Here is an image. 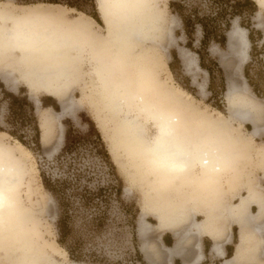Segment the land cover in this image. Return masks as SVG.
<instances>
[{
    "label": "bare ground",
    "instance_id": "6f19581e",
    "mask_svg": "<svg viewBox=\"0 0 264 264\" xmlns=\"http://www.w3.org/2000/svg\"><path fill=\"white\" fill-rule=\"evenodd\" d=\"M256 1L264 9V0ZM158 2L97 0V12L107 29L104 39L87 20L66 24L57 4L25 5L18 13L4 4L0 6V20L9 19L12 24L0 30V53L9 43L19 49L26 66L22 78L29 85L43 84L41 87L56 97L64 89L60 85L62 79L69 81L86 48L74 43L68 29L90 38L86 45H92L93 38L105 43L101 47L103 56H94L90 46L87 50L95 62L93 70L103 99L112 112L118 113L114 131L124 135L130 162L139 171L153 175L155 196H162L163 189H174L179 196H186L175 202L168 199L166 207L161 206L162 199L153 200L158 227L172 231L175 241L171 247L163 245V249L152 250L148 244L151 228L142 227L141 252L145 253L147 262L173 264V259H179L181 264H200L204 260L201 239L207 236L212 240L210 251L222 259L221 264H264V187L254 181L251 170L239 169L243 164L239 151H246V158L253 155L255 164L264 166V146H256L253 140L264 133V100L248 94L244 87L232 81L228 90L230 116L252 126L250 135H232L228 123L201 114L175 91L162 86L164 95L149 94L148 85L152 92L153 87L160 85L149 67L148 70L143 66L141 70L152 75H147L138 87L130 78L123 82L118 73L131 56L143 65L148 58L157 67L155 45L165 49L169 39ZM144 41L151 44L150 52L136 55ZM52 47L64 48L55 52L60 56L65 55L66 49L73 50L72 71L58 63L51 66ZM228 48L236 57L231 64L235 70L240 69L249 59V42L246 30L236 21L228 33ZM187 61V66H191L192 62ZM34 103L38 106L36 100ZM148 121L154 125L153 135H148ZM27 159L21 148L5 146L0 141V245L5 247V255L13 264H57L37 233L42 206L39 201L34 208L31 202ZM244 186L246 194L230 204V196ZM202 214L204 220H197ZM231 224L238 228L239 241L232 256L227 257L224 246L231 240Z\"/></svg>",
    "mask_w": 264,
    "mask_h": 264
},
{
    "label": "rangeland",
    "instance_id": "374dc122",
    "mask_svg": "<svg viewBox=\"0 0 264 264\" xmlns=\"http://www.w3.org/2000/svg\"><path fill=\"white\" fill-rule=\"evenodd\" d=\"M38 1L40 0H0V6L5 4L18 13L26 8L25 5L47 4L37 3ZM175 1L181 4L179 11L191 20L193 27V32L191 31L190 35L191 40L183 28L180 16L175 12L176 7L172 9L169 6L170 0H159L158 8L163 15L164 25L169 31L166 48L163 49L160 45H155L159 65L153 66L148 58L143 65L135 57L131 56L129 60L126 57L128 64L125 65L126 67L118 69L120 77H123V82H128L130 78L132 84L141 86L144 78L147 75H152L149 71H142L141 69L143 66L148 70L150 68L155 72L161 87L160 85L157 88L153 87L155 91L152 92L151 85H148L150 87L149 94L164 95L162 90V86H164L167 90L179 93L182 99L189 102L201 114L228 123L232 135H250L252 131L250 124L240 123L230 116L228 90L234 81L240 87H244L248 94L264 100V43H262L264 42V27H262L264 26V9L257 5L256 0H249L250 2L245 0ZM41 6L54 9L48 5ZM56 8L64 13L66 24L77 20H87L95 33L104 39L107 29L100 16L96 20L87 13H80V11L64 4H57ZM84 9L87 12H92L88 5H84ZM234 21L246 30V37L249 42V59L240 69L236 70L231 64L236 57L228 48V33L231 31ZM200 22L205 25L209 35L218 34V42L212 37L205 43L200 42L202 39ZM11 24L9 19L0 20V30ZM68 30L74 39V43L77 46L83 44L86 48L80 55L76 69L73 71L70 68V65L73 64L70 58L73 53L72 49H66L63 56L57 55L55 52L64 48L52 47L50 49L54 54L50 58L51 66L58 63L73 72L68 77L69 81L65 78L62 79L63 82L60 85L64 89L56 97L48 94L44 87H41L43 84L32 82L29 85L22 78L21 75L26 72L24 70L26 66L21 61L22 52L19 49L9 43L0 53V82L2 83L0 86V141L5 146L21 148L28 158L30 188H32L30 191L32 192L31 202H33L34 208L38 206L39 201L42 206L37 233L42 244L50 251L57 264H71L72 262L80 264H149L145 258V253L141 252L140 231L142 227L146 225L145 227L149 228L150 226L151 228L149 229L151 233L148 244L152 250L158 247L163 249V245L171 247L175 241L172 231L158 227V219L154 216L156 207L153 200L162 199L160 204L162 207H166L168 199L170 202H175L183 197L186 199V196L181 194L179 196L174 189H163L162 196H155L153 175L139 171L130 162L131 158L128 156L124 135L114 131L116 130L115 124L118 113L112 112L103 99L98 79L93 70L95 62L87 50L90 46L93 48L94 56H103L104 51L101 47L105 43L93 38L92 45L90 43L86 45L87 39L90 38L73 29ZM222 33L225 37L224 42L220 41ZM150 46L148 41H144L137 48L136 55L150 52ZM183 53L185 58H183ZM120 59L122 60L121 57ZM115 60H117L116 57ZM187 60L192 62L191 66H187ZM27 76L29 77V75ZM13 78H16L17 81L13 82ZM46 82L51 85L47 80ZM7 92L27 97L26 99L31 103L33 114L40 129L38 148H35L29 141L34 132L30 120L27 119L26 109L22 113L18 112L13 120L16 134L25 137L24 144L10 135V131H13V124L8 122L10 120L7 118L10 100ZM35 100L38 106H35ZM64 106H67L66 109L64 108L66 111L63 109ZM150 123L151 121H148L146 124L147 132L148 135H153L155 128ZM96 132L101 136L116 174L122 182V197L120 203L113 200L110 202L106 218L102 225L97 228L93 224L86 229L83 226V220L80 217L76 219L74 222L75 238L79 241L80 250L82 248L88 254L83 260L77 261L70 257L68 252L57 243L55 226L58 214L57 205L44 188L42 175L48 173L49 176H58L62 173L65 165H74L73 167L76 169L98 170L99 164L84 137L95 135ZM68 137H70L72 144L66 149ZM254 143L256 146H264V136L262 139H256ZM239 152L243 156V164L239 169L242 172L245 169L251 170L254 181L262 185L264 166L258 165V162L255 164L256 158L253 155L251 158L250 156L246 158V151L245 153L244 151ZM59 161H62L60 166L58 165ZM68 169L69 172H72L71 168ZM242 194H246L245 186L239 187L237 193L232 197L230 196L229 203L237 202ZM22 198H25L24 187ZM255 210L253 208V211ZM204 218V214L197 216V220H204ZM229 230L231 240L224 246L227 257L232 256L239 241L237 226L231 224ZM211 244L212 240L209 237H202L201 245L204 260L200 264L205 262L207 264H221L222 259L210 251ZM6 252L5 247L0 245V264H13L7 258ZM228 252L230 255H227ZM89 253L95 257L90 256ZM175 261L181 264L179 259H173V264Z\"/></svg>",
    "mask_w": 264,
    "mask_h": 264
},
{
    "label": "trees",
    "instance_id": "16d2710c",
    "mask_svg": "<svg viewBox=\"0 0 264 264\" xmlns=\"http://www.w3.org/2000/svg\"><path fill=\"white\" fill-rule=\"evenodd\" d=\"M95 1L96 0H40L37 3L64 4L77 11L87 13V15L97 20L99 15L96 10ZM245 1L250 2L249 0ZM84 5L90 6L92 12H87V10L84 9ZM169 6L172 9L176 7L175 12L180 16L183 28L189 40H191L192 23L187 16L179 11L181 4L175 0H170ZM199 24L202 30L201 43H205L211 37L218 42V34L209 35L205 25L201 22ZM220 36V41L224 42V33ZM199 58L201 60L200 55ZM0 86H2L1 82ZM7 93L10 96L7 118L10 120L8 122L13 124V131H10V135L24 144L25 137L16 134V129L13 127V120L16 118L18 112L22 113L26 109L27 119L30 120L34 132L29 141L35 148H38L40 145V129L37 119L33 114L31 103L26 99L27 97L13 95L10 92ZM84 137L91 147V152L95 156V160L99 164L100 168L98 170H89L90 168L85 170L81 168L76 169V167H73L74 165H65L62 169V173L58 176H49L48 173L42 175L43 186L57 205L58 214L55 221L57 243L68 252L70 257L73 259L75 258L77 261L83 260L88 254L85 253L86 251L82 248L80 250L79 241L75 238L74 222L76 219L80 217L86 229L93 224H95L97 228L101 226L105 220L110 202L113 200L120 203L122 197V182L116 174L115 167L112 164L101 136L96 132L95 135H86ZM70 144L72 143H70V137H68L65 148L67 149ZM58 163L60 166L62 161ZM68 168H71L72 172H69ZM89 254L90 256L93 255L92 253ZM227 255H230L229 252ZM174 264H178V262L175 261ZM202 264L207 263L205 262Z\"/></svg>",
    "mask_w": 264,
    "mask_h": 264
},
{
    "label": "crops",
    "instance_id": "0c3cea01",
    "mask_svg": "<svg viewBox=\"0 0 264 264\" xmlns=\"http://www.w3.org/2000/svg\"><path fill=\"white\" fill-rule=\"evenodd\" d=\"M263 136L264 135H259V136H257V137H253V140L255 141L256 139H262L263 138ZM263 180H264V178H263ZM262 185H263V187H264V181L262 182ZM232 249H233V246H232ZM231 252H232V250H231Z\"/></svg>",
    "mask_w": 264,
    "mask_h": 264
},
{
    "label": "snow or ice",
    "instance_id": "6c2138e0",
    "mask_svg": "<svg viewBox=\"0 0 264 264\" xmlns=\"http://www.w3.org/2000/svg\"><path fill=\"white\" fill-rule=\"evenodd\" d=\"M262 43H264V42H262Z\"/></svg>",
    "mask_w": 264,
    "mask_h": 264
}]
</instances>
